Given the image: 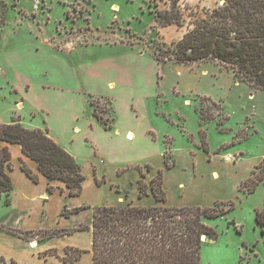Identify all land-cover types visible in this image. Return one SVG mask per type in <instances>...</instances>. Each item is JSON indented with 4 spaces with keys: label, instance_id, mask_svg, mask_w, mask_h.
<instances>
[{
    "label": "rangeland",
    "instance_id": "1",
    "mask_svg": "<svg viewBox=\"0 0 264 264\" xmlns=\"http://www.w3.org/2000/svg\"><path fill=\"white\" fill-rule=\"evenodd\" d=\"M171 1L0 0V122L12 121L14 111L17 115L35 111L40 117V111L27 103L24 109L18 108L17 97L59 96L53 86L58 82L57 69L68 63L66 60L70 57L49 46L38 54L32 51V45L39 40L31 30L51 34L50 39L57 45L61 41H74V45L91 44L92 50L97 49L92 43L102 39L109 41L121 33L136 50L128 48L127 64L133 69L142 68L146 74L142 97L147 99L141 101L138 109L142 125L155 132V140L140 143L141 151L131 160H139L144 155L142 158L152 159L154 166L163 169V187L167 193L166 200L159 201V205L215 206L218 201L229 208L232 201L235 203L233 209L216 218H203L217 231L218 237L204 239L201 264H264V228L255 217L257 210L264 208V180L257 181L260 176L264 178V90L236 79L233 72L215 58L189 64L177 62L175 44L191 21L204 17L222 1L178 0L176 10L181 25L161 26L156 21V11L169 9ZM113 5L118 8L114 9ZM14 50L23 51L21 57L26 65H34L38 73L36 84L29 91L20 90L16 85L19 79L13 69L23 60L12 56L16 55L12 53ZM155 52L169 59L158 61ZM110 53L117 56L119 49L109 48L106 54ZM13 60L16 64H12ZM90 101L93 111L96 107L104 118L112 120L113 124L119 123L124 114L121 102L112 108L106 100L90 98ZM200 108L214 118L202 120ZM55 116L58 117L56 113ZM225 116H228L226 120ZM37 120L32 123L41 122ZM79 138L69 146L78 154L91 200H114L119 189L130 197L127 202L148 203L139 197L131 199V195L136 197L137 171L124 170L125 176L120 177L117 168H125L121 165L126 164L108 158L106 197H95L99 188L95 189L92 175V143ZM202 142L210 144L208 154L200 148ZM228 155H232L230 160H226ZM163 156L170 167L165 166ZM141 169L146 172L143 180L149 184L156 171L151 174L145 164ZM213 171H217L218 176ZM111 183L114 186L110 188ZM256 184V189L249 192Z\"/></svg>",
    "mask_w": 264,
    "mask_h": 264
},
{
    "label": "crops",
    "instance_id": "2",
    "mask_svg": "<svg viewBox=\"0 0 264 264\" xmlns=\"http://www.w3.org/2000/svg\"><path fill=\"white\" fill-rule=\"evenodd\" d=\"M116 7L118 8V5H113L114 9ZM30 32L39 40V43L32 45V51L38 54L40 50H45V46H49L68 54L70 60H66L68 63L57 69L58 82L53 86L57 89L58 97H17L15 103L18 108L24 109L27 103L40 111V117L35 111H30L29 115L24 113L17 115L18 112L14 111L15 116L12 120L20 118L21 122L29 128H48L52 138L68 150L78 162H80L78 154L69 145L73 144L79 136L84 138V142H91L93 181H95V189L99 188L95 197L101 196L102 199L106 197L105 163L108 158L113 162L126 164L121 165L126 166L125 171L129 169L137 171L136 197L131 195V199L139 197L148 200L147 204L139 203V205L159 204L151 190L147 195L139 196L138 180L143 179L145 175L142 176L138 167L147 165L149 169L147 171L151 174L154 171L156 174L162 171L164 184L163 169L154 166L151 163L152 159L142 158L144 155L139 160H131V157L141 151L140 143L148 144L150 140H155V132L148 126L142 125V117L138 109L141 101L147 99L142 97L147 84L146 74L142 68L133 69L127 64L128 48H134L133 43L121 33L116 32L117 34L112 33L115 35L109 41L102 39L92 43L97 48L92 50L91 44L74 45V41H61L60 45H57L50 39L51 34L37 30ZM109 48L119 49L118 55L106 54ZM134 51L136 52L135 48ZM12 53L16 54L12 56H16L17 60L22 59L24 62V57H21L24 55L23 51L14 50ZM23 62H20L13 71L19 79V84H16L18 89L29 91L35 86L38 73L34 65H26ZM12 64H16V61L13 60ZM47 68L50 69V66ZM49 86L51 87L52 84ZM90 98L106 100L112 108L117 102H121L124 114L120 118L117 117L120 120L119 123L112 122V128L106 129L104 124L94 116ZM37 118L41 122L32 123ZM128 132L134 133L133 139L126 138ZM208 145L210 147V144ZM3 146H8L12 154V167L7 170L12 177L14 187L10 194L0 195V264H65L62 257L66 255L67 247L84 250L80 259L74 264H93V231L91 228H81V226L85 224L92 226L96 206L104 205L103 203L107 205L125 203L130 197L116 189L118 196L114 200L106 202L91 200L89 193L86 192L85 179L82 192L78 195H70L63 181L49 179L41 174L38 171L37 162L26 156L19 144L0 141V147ZM200 148L202 149L201 146ZM22 160L34 172L39 173L38 182L22 169ZM164 162L167 166L165 158ZM117 169L118 175L124 177L126 172H119L124 168ZM155 175H151L149 182ZM96 178H105V181L99 184ZM113 184H110V188L114 186ZM49 185L53 186L52 191L48 190ZM165 191L167 193L166 189ZM81 206L85 208L72 212L73 209ZM64 209L69 212L64 214Z\"/></svg>",
    "mask_w": 264,
    "mask_h": 264
},
{
    "label": "trees",
    "instance_id": "3",
    "mask_svg": "<svg viewBox=\"0 0 264 264\" xmlns=\"http://www.w3.org/2000/svg\"><path fill=\"white\" fill-rule=\"evenodd\" d=\"M221 1L204 17L191 21L175 44V60L189 64L215 58L224 63L236 79L264 90V0ZM177 3L178 0H172L169 9L156 11L159 25H181ZM155 57L158 61L169 59L158 52ZM199 112L202 120L214 118L206 115L203 108ZM93 114L106 129L112 128V120L104 118L96 107ZM0 141L19 144L22 152L37 162L38 171L49 179L63 181L70 195L82 192L85 176L81 164L52 138L48 128H29L20 118H14L9 123L0 122ZM201 147L210 152L208 143L202 142ZM11 158L9 147H0V195L10 194L14 187L7 170L12 167ZM21 167L34 181H39V173L23 160ZM138 168L144 176L141 167ZM257 179L264 180L261 176ZM96 181L102 183L105 178H96ZM138 182L140 197L147 195L150 189L157 201L166 200L162 171H158L149 184L142 178ZM256 187L257 184L252 185L249 192ZM53 189L52 185L48 186L49 191ZM222 205L216 201L215 206L173 207L137 205L131 200L104 204L95 207L92 226L85 224L81 228L93 231V264H201L203 236L210 240L218 237L217 231L203 218H216L233 209L235 203L232 201L229 208ZM83 208L77 207L72 212ZM68 212L64 209V214ZM255 217L264 228V208L257 210ZM83 252L80 248L67 247L62 259L65 264H74Z\"/></svg>",
    "mask_w": 264,
    "mask_h": 264
},
{
    "label": "bare ground",
    "instance_id": "4",
    "mask_svg": "<svg viewBox=\"0 0 264 264\" xmlns=\"http://www.w3.org/2000/svg\"><path fill=\"white\" fill-rule=\"evenodd\" d=\"M19 105H22V104H19ZM126 138L127 139H133L134 138V133L133 132H128L127 135H126ZM214 175L215 176H218V173L217 172H214ZM35 245V243H32Z\"/></svg>",
    "mask_w": 264,
    "mask_h": 264
},
{
    "label": "built area",
    "instance_id": "5",
    "mask_svg": "<svg viewBox=\"0 0 264 264\" xmlns=\"http://www.w3.org/2000/svg\"><path fill=\"white\" fill-rule=\"evenodd\" d=\"M232 157V155H228L227 157H226V160H230V158ZM239 158V157H238Z\"/></svg>",
    "mask_w": 264,
    "mask_h": 264
},
{
    "label": "water",
    "instance_id": "6",
    "mask_svg": "<svg viewBox=\"0 0 264 264\" xmlns=\"http://www.w3.org/2000/svg\"><path fill=\"white\" fill-rule=\"evenodd\" d=\"M203 239H206V237H205V236H203Z\"/></svg>",
    "mask_w": 264,
    "mask_h": 264
}]
</instances>
